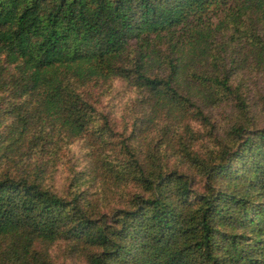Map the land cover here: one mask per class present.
Listing matches in <instances>:
<instances>
[{
    "label": "trees",
    "instance_id": "trees-1",
    "mask_svg": "<svg viewBox=\"0 0 264 264\" xmlns=\"http://www.w3.org/2000/svg\"><path fill=\"white\" fill-rule=\"evenodd\" d=\"M249 70L264 72V0H0V264H68L50 252L60 240L85 264H264ZM115 77L138 89L148 127L181 124L170 150L146 152L143 119L115 127L74 83ZM227 101L215 139L208 109ZM92 130L90 169L56 185Z\"/></svg>",
    "mask_w": 264,
    "mask_h": 264
},
{
    "label": "rangeland",
    "instance_id": "rangeland-1",
    "mask_svg": "<svg viewBox=\"0 0 264 264\" xmlns=\"http://www.w3.org/2000/svg\"><path fill=\"white\" fill-rule=\"evenodd\" d=\"M247 92L249 94V98L253 103V113L257 118V121L260 125L264 124V72L257 70H249L247 72ZM79 87V89L84 92L86 96H88L96 105L99 112L107 113L110 121L114 124L115 127L122 128L125 125V122L128 123L126 127H133L134 120L135 126L139 130L141 127L145 128L140 132L136 133V137L142 139L146 152L148 151L149 142L151 139L159 140L157 142L160 144L163 150L169 149L172 144L171 141L168 143L167 138L172 139L173 136L180 134L182 127L179 122H169L163 121L162 119H157L151 127H148L145 122V117L142 118L143 113L136 111L139 109V105L137 104V100L139 98L138 89L130 84L128 80L123 77H115L113 79H108L101 81L99 83H95L93 80L81 83L74 82ZM233 110V105L231 101H227L221 103L219 105H215L208 109V113L212 116V120L216 123V127L214 129V134L207 133V126L205 123L198 119H189V122L193 125L196 130H202L204 132V136H200L201 143H206L208 146H211L213 149L215 145L214 139H211L213 136L215 139L221 138L222 134H226V128H228L229 123L231 122V114ZM103 119V118H102ZM144 120L141 127L139 124ZM104 120V119H103ZM101 120L99 119L98 122ZM97 123V120L96 122ZM167 125H171L166 127ZM134 126V127H135ZM117 128V129H118ZM176 128H178L179 132H176ZM167 129L168 133L165 132ZM86 134L85 136L77 139L72 144L71 148L76 152V156H79L78 163L79 165L73 166L72 160L75 158L74 156H64L62 161L58 162V169L56 171V181L55 184L58 186H64V184H68L71 180V176L73 174L72 167H76L77 170L84 169L85 171L90 169L91 165L95 160L94 151V142L93 133ZM223 134V135H224ZM175 137V138H176ZM167 141V144L165 143ZM174 140H172L173 142ZM164 142V143H163ZM163 143V144H162ZM205 149V147H204ZM90 177V175H88ZM113 185V184H112ZM115 186V185H114ZM118 196L117 191L114 192V196ZM71 242L66 240H60L55 242L50 248V252L53 256L54 260L63 261L68 264H85V260L82 257V254H76L72 251Z\"/></svg>",
    "mask_w": 264,
    "mask_h": 264
}]
</instances>
